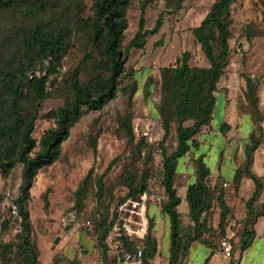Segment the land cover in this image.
I'll return each instance as SVG.
<instances>
[{
  "label": "rangeland",
  "instance_id": "1",
  "mask_svg": "<svg viewBox=\"0 0 264 264\" xmlns=\"http://www.w3.org/2000/svg\"><path fill=\"white\" fill-rule=\"evenodd\" d=\"M217 1L182 0L178 6V0H130L123 49L137 33L142 10L147 29L154 28L161 14L162 25L157 33L148 36L144 49L131 51L117 98L102 110L87 111L71 128L60 158L37 174L27 209L31 222L29 238L39 262L111 263L118 252L110 244L114 246L116 242L113 226L121 203L143 186L144 192L166 198L161 145L163 114L171 123L170 135L163 144L169 155L177 148L178 124L162 69L175 67L177 59L185 53L190 66H210L193 29ZM231 14L230 56L216 91L214 117L177 162L175 185L179 194L186 184L190 185L186 180L197 178L200 160L210 171L211 187L215 180L223 182L219 174L222 163H246L248 147L257 145L253 159L257 152L264 163V0H236ZM93 17L94 0H16L11 8H0V71L24 61L23 43L39 22L54 26L61 22L72 29L71 47L57 70L40 59L31 72L47 77L48 96L37 106L34 137L38 141L56 124L51 113L72 97L64 81L77 70L84 84L101 74L98 67L101 58L93 45L91 23H87ZM214 46L219 54L218 42ZM22 182L23 164H16L7 175L0 170V244L3 242L11 249L9 258L0 259V264H24L25 249L19 241L24 234L21 218L11 213V206L17 205L20 197ZM221 188L226 189L225 186L218 189ZM163 201L148 207L145 238L132 239L137 248L153 254L148 258L150 264H169L170 260V220L162 210ZM71 212L76 213L77 222L63 226V219ZM219 213L218 203L214 202L205 222L207 229L202 231L203 239L209 237L210 226L215 225L218 230ZM237 213L241 214L240 209ZM186 217L184 213V220L181 219L185 238L191 235L194 226ZM4 221L9 222L5 231L1 229ZM87 221L90 224L84 226ZM110 225L108 239L101 245L99 237ZM231 228L236 232L232 240L233 261L236 252L241 251L242 226ZM227 232L231 233L229 228ZM57 237L61 239L55 244ZM180 256L175 264H184Z\"/></svg>",
  "mask_w": 264,
  "mask_h": 264
},
{
  "label": "trees",
  "instance_id": "2",
  "mask_svg": "<svg viewBox=\"0 0 264 264\" xmlns=\"http://www.w3.org/2000/svg\"><path fill=\"white\" fill-rule=\"evenodd\" d=\"M181 1L178 0V6ZM15 2L16 0H0V8L9 9ZM234 2L236 0L217 1L202 23L193 29L196 41L210 62L209 67L190 66L188 53H185L183 57L177 59L175 67L162 69L178 124L177 148L169 155L163 144L170 135L171 123L163 114L164 139L161 145L164 158L163 187L166 199L163 201L162 210L170 220L169 264H175L180 255L181 259L185 260L193 241H201L214 250L220 249L219 235L223 237L227 234V229L230 228L228 223L230 224L234 219L225 200V189H218L219 186H223V183L219 184L215 180V185L211 187L209 185L210 171L203 160H200L198 176L187 188L186 200L194 226L191 235L185 238L182 234L181 214L178 211L181 198L175 185L178 160L188 153L194 137L203 127L209 125L214 117L217 103L216 91L230 56L229 27L232 22L231 6ZM129 5L130 0H94V17L87 23H91L93 45L101 58L98 66L101 74L84 84L77 70L64 81V87L71 91L72 97L67 104L51 113L56 124L44 133L40 141L34 137V132L39 115L37 106L48 96L47 77L38 76L35 71L31 72L40 59L48 61L50 67L57 70L62 58L71 47L72 29L61 22L57 26L39 22L29 31V38L23 43L24 61L19 66L0 71V170L7 175L16 164H23V182L19 188L20 197L17 198L15 206L24 232L19 240L25 249L24 264H42L38 261V254L29 238L31 222L30 212L27 209L31 196L30 190L37 174L60 158L62 145L69 139L71 128L87 111L102 110L108 102L117 98L120 79L127 72V62L131 51L144 49L148 36L157 33L162 25L163 14L160 15L153 29H147L145 11L142 10L137 33L123 49L122 43L128 28ZM215 42L219 44V54L216 53ZM189 122L192 125H187ZM128 130L133 136L131 126ZM38 143L40 145L37 150ZM256 149L257 145L247 148L246 163L235 173V183L238 184L246 175L256 184L253 196L246 202L247 216L241 223L242 251L248 248L254 239L256 235L254 226L264 212L253 209L261 189L260 178L251 171L253 153ZM145 190L146 187L143 186L133 190L129 196L137 197ZM214 202L218 203L220 210L218 230L210 226L209 237L203 239L202 231L207 229L205 222ZM8 226L9 222L4 221L1 229L5 231ZM111 230L112 225L102 231L99 237L101 245L105 244ZM114 243V246L110 244V247L115 253L121 249L130 252L137 250L134 240L129 239L125 233L119 235L118 241ZM0 252L2 253L0 259H8L11 249L2 242ZM143 255L144 263L148 264V258H151L153 254L143 251Z\"/></svg>",
  "mask_w": 264,
  "mask_h": 264
},
{
  "label": "crops",
  "instance_id": "3",
  "mask_svg": "<svg viewBox=\"0 0 264 264\" xmlns=\"http://www.w3.org/2000/svg\"><path fill=\"white\" fill-rule=\"evenodd\" d=\"M244 164L245 163H222V169L219 170V174H221L223 180L222 183L227 184L225 189V200L234 217L229 226L231 233L227 232V234L234 233L231 226H241L242 221L247 216L246 202L253 196L256 190L255 182L246 175L241 178V181L238 184L235 183V173L237 169ZM251 171L261 180L260 194L253 204V209L255 211L261 209L262 212L264 211V163L261 162L257 152L254 155ZM177 172H179L178 167ZM228 175H230L231 181L227 180V178H229ZM195 180L196 177L190 180V182H187L186 180L185 183L192 184ZM188 186L189 185L186 184L184 191L180 194L178 193L181 198V204L178 206V211L181 214L182 220H184L182 218L184 213L187 215L186 219L190 218V209L186 200ZM228 187L231 189H228ZM237 209H240V215H238ZM154 212L155 211L153 210V213ZM237 222L239 223L237 224ZM214 228H216L215 225ZM254 230L256 235L248 248L236 252L233 261L224 258L221 248L214 250V248L208 247L201 241H193L189 247L184 264H264V212L257 219ZM235 233L234 236H236Z\"/></svg>",
  "mask_w": 264,
  "mask_h": 264
},
{
  "label": "built area",
  "instance_id": "4",
  "mask_svg": "<svg viewBox=\"0 0 264 264\" xmlns=\"http://www.w3.org/2000/svg\"><path fill=\"white\" fill-rule=\"evenodd\" d=\"M223 186H227L223 183ZM165 197H156L148 192L141 193L138 197L127 198L117 210V219L114 223L113 239L118 241L119 235L125 233L129 239H144L148 233V207L150 205L160 204ZM12 213L17 215V207L11 206ZM63 226H70L77 222L75 212L68 213L63 219ZM87 221L84 226L89 225ZM233 237L234 233L226 234L221 238V250L225 259L230 260L233 254ZM105 264V263H102ZM109 264H145L143 251L139 248L135 252L128 250H119L115 259ZM150 264V263H148Z\"/></svg>",
  "mask_w": 264,
  "mask_h": 264
},
{
  "label": "water",
  "instance_id": "5",
  "mask_svg": "<svg viewBox=\"0 0 264 264\" xmlns=\"http://www.w3.org/2000/svg\"><path fill=\"white\" fill-rule=\"evenodd\" d=\"M59 241H60V237H57V238L55 239L54 243L57 244V243H59Z\"/></svg>",
  "mask_w": 264,
  "mask_h": 264
}]
</instances>
